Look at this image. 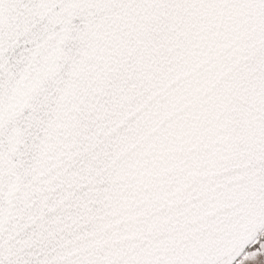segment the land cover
<instances>
[{
	"label": "snow or ice",
	"instance_id": "snow-or-ice-1",
	"mask_svg": "<svg viewBox=\"0 0 264 264\" xmlns=\"http://www.w3.org/2000/svg\"><path fill=\"white\" fill-rule=\"evenodd\" d=\"M0 264H264V0H0Z\"/></svg>",
	"mask_w": 264,
	"mask_h": 264
}]
</instances>
